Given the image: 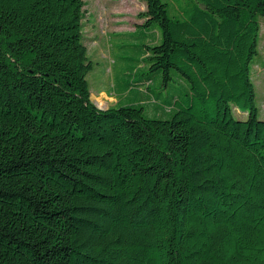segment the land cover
<instances>
[{"label": "trees", "instance_id": "obj_1", "mask_svg": "<svg viewBox=\"0 0 264 264\" xmlns=\"http://www.w3.org/2000/svg\"><path fill=\"white\" fill-rule=\"evenodd\" d=\"M145 2L149 71L104 110L86 0H0V264H264V0Z\"/></svg>", "mask_w": 264, "mask_h": 264}, {"label": "rangeland", "instance_id": "obj_2", "mask_svg": "<svg viewBox=\"0 0 264 264\" xmlns=\"http://www.w3.org/2000/svg\"><path fill=\"white\" fill-rule=\"evenodd\" d=\"M165 1L169 3L171 16L178 15L186 8V0ZM86 2L85 43L93 63L87 79L93 102L100 109L106 110L115 106L118 101L114 91L115 86L118 89L122 84L121 78L123 83L131 82L134 73L139 71L142 75L138 76L144 77L149 71L148 65L142 62L144 44L153 43L159 29L152 26L148 31H143L139 26L143 22L141 13L147 7L145 0H86ZM258 20L261 29L259 52L253 60L252 72L260 118L264 119V17ZM127 64H131L132 75H121ZM172 76L173 79L167 86L163 73L155 72L152 88L164 96H167V91L178 94L179 97H175L178 100L176 107L189 104L188 82L174 70ZM148 113L149 110L146 114L149 115ZM236 117L247 119V115L242 111H237Z\"/></svg>", "mask_w": 264, "mask_h": 264}]
</instances>
